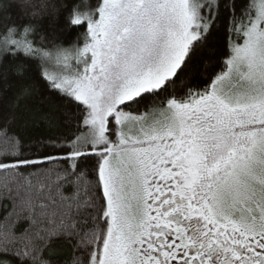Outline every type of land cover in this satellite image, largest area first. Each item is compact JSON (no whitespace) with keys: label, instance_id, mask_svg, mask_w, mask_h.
Returning a JSON list of instances; mask_svg holds the SVG:
<instances>
[{"label":"snow or ice","instance_id":"snow-or-ice-1","mask_svg":"<svg viewBox=\"0 0 264 264\" xmlns=\"http://www.w3.org/2000/svg\"><path fill=\"white\" fill-rule=\"evenodd\" d=\"M0 264H264V0H0Z\"/></svg>","mask_w":264,"mask_h":264}]
</instances>
